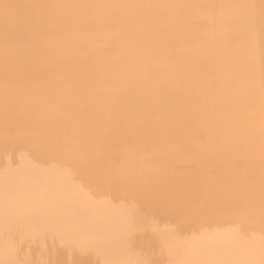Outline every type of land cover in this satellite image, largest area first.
I'll list each match as a JSON object with an SVG mask.
<instances>
[{"label":"bare ground","instance_id":"6f19581e","mask_svg":"<svg viewBox=\"0 0 264 264\" xmlns=\"http://www.w3.org/2000/svg\"><path fill=\"white\" fill-rule=\"evenodd\" d=\"M0 264H264V0H0Z\"/></svg>","mask_w":264,"mask_h":264}]
</instances>
